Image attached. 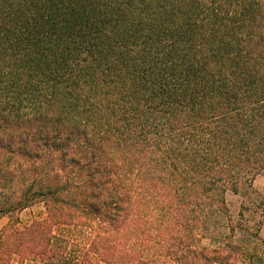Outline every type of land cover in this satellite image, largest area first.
<instances>
[{"label": "trees", "instance_id": "obj_1", "mask_svg": "<svg viewBox=\"0 0 264 264\" xmlns=\"http://www.w3.org/2000/svg\"><path fill=\"white\" fill-rule=\"evenodd\" d=\"M0 148L35 164L0 264H264L225 204L264 169V0H0Z\"/></svg>", "mask_w": 264, "mask_h": 264}, {"label": "rangeland", "instance_id": "obj_2", "mask_svg": "<svg viewBox=\"0 0 264 264\" xmlns=\"http://www.w3.org/2000/svg\"><path fill=\"white\" fill-rule=\"evenodd\" d=\"M43 163V161L37 162V166H42ZM33 166L35 164L32 165L31 161L27 158L12 155L0 148V208L20 195L23 187L32 179L29 176V170ZM263 173L264 169L260 174ZM238 194L240 197H243L242 206L245 209L243 221L238 222L237 216L230 215L235 225L238 226V229L235 230L233 243L238 245L244 241L247 242L248 248L251 249L252 243L255 242L252 236L257 232V227L263 219L261 205L264 202V194L263 192H256L246 185L239 188ZM42 213V207L39 205L22 212H16L13 216H17L22 222H27L33 217L40 218ZM0 218H3V222H8V215H0ZM213 221L209 226L207 238L201 244L202 247L214 248L218 244L224 243L223 237L227 234V231L224 230L226 223L225 216L218 215ZM210 239L211 241H209ZM209 242L211 245H209ZM258 255L264 257V247H260Z\"/></svg>", "mask_w": 264, "mask_h": 264}, {"label": "crops", "instance_id": "obj_3", "mask_svg": "<svg viewBox=\"0 0 264 264\" xmlns=\"http://www.w3.org/2000/svg\"><path fill=\"white\" fill-rule=\"evenodd\" d=\"M251 188L256 192H263L264 194V173L256 176L251 181ZM243 197H240V195L234 194L232 192H227L225 194V204L229 211V215L237 216L241 210ZM3 218H0V231L3 229V227L7 224V222H3ZM259 240L264 242V212H263V219L260 225V228L257 232Z\"/></svg>", "mask_w": 264, "mask_h": 264}]
</instances>
